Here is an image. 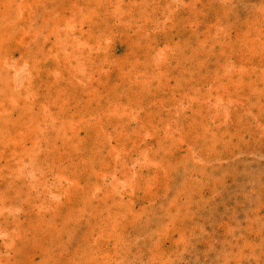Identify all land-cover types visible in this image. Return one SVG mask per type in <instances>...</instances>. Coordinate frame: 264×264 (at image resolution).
I'll return each mask as SVG.
<instances>
[{"label": "rangeland", "instance_id": "374dc122", "mask_svg": "<svg viewBox=\"0 0 264 264\" xmlns=\"http://www.w3.org/2000/svg\"><path fill=\"white\" fill-rule=\"evenodd\" d=\"M0 264H264V0H0Z\"/></svg>", "mask_w": 264, "mask_h": 264}]
</instances>
